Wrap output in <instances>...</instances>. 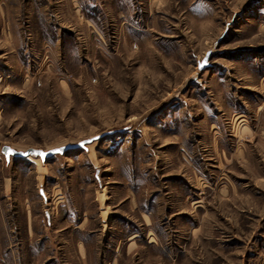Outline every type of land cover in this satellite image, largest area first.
Here are the masks:
<instances>
[{"label": "rangeland", "instance_id": "rangeland-1", "mask_svg": "<svg viewBox=\"0 0 264 264\" xmlns=\"http://www.w3.org/2000/svg\"><path fill=\"white\" fill-rule=\"evenodd\" d=\"M106 132L0 152V264H264V0H0V150Z\"/></svg>", "mask_w": 264, "mask_h": 264}, {"label": "water", "instance_id": "water-1", "mask_svg": "<svg viewBox=\"0 0 264 264\" xmlns=\"http://www.w3.org/2000/svg\"><path fill=\"white\" fill-rule=\"evenodd\" d=\"M211 58V51H207L202 60L198 63V70L205 71L209 66V60ZM113 132H106L98 136H94L85 140H82L76 144H68L65 146L53 148L47 151L41 149H27L25 151H17L9 146H3L0 150L1 154L4 156L5 160L8 162L9 159H28L29 157H33L35 159H39L42 163L46 160L51 159L57 155H63L69 151H76V150H87V146L91 145L92 143L103 139L106 136L112 135ZM39 194L45 199L44 193L42 190L39 191Z\"/></svg>", "mask_w": 264, "mask_h": 264}, {"label": "crops", "instance_id": "crops-1", "mask_svg": "<svg viewBox=\"0 0 264 264\" xmlns=\"http://www.w3.org/2000/svg\"><path fill=\"white\" fill-rule=\"evenodd\" d=\"M2 12V11H1ZM75 249H76V252L78 253L79 257L82 259V260H85L86 258V251H85V247H84V244L83 242L79 241V242H76V245H75ZM115 252V251H114ZM81 260V264H84V262Z\"/></svg>", "mask_w": 264, "mask_h": 264}, {"label": "bare ground", "instance_id": "bare-ground-1", "mask_svg": "<svg viewBox=\"0 0 264 264\" xmlns=\"http://www.w3.org/2000/svg\"><path fill=\"white\" fill-rule=\"evenodd\" d=\"M29 159V158H28Z\"/></svg>", "mask_w": 264, "mask_h": 264}]
</instances>
